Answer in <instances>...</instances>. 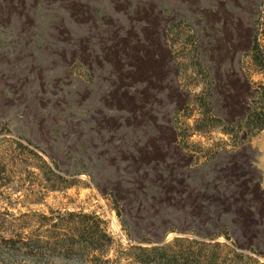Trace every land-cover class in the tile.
<instances>
[{"label":"rangeland","instance_id":"obj_1","mask_svg":"<svg viewBox=\"0 0 264 264\" xmlns=\"http://www.w3.org/2000/svg\"><path fill=\"white\" fill-rule=\"evenodd\" d=\"M262 2L0 0V238L79 212L111 260L169 245L264 264V129L246 124ZM10 256L0 239V264L31 263Z\"/></svg>","mask_w":264,"mask_h":264},{"label":"trees","instance_id":"obj_2","mask_svg":"<svg viewBox=\"0 0 264 264\" xmlns=\"http://www.w3.org/2000/svg\"><path fill=\"white\" fill-rule=\"evenodd\" d=\"M262 3L260 12L252 20L254 30L247 54L257 73L264 78V0ZM246 124L257 130L264 129V82L259 85L246 115ZM13 144L14 148L9 147L8 152L14 155L15 146L21 145ZM27 152L34 162L31 167L38 171L42 181L44 168L49 173L52 172L35 152ZM21 164L25 165V160H22ZM53 176L55 181L51 184V190H57L61 188L58 182L62 180L58 175ZM56 220L58 223H53L41 231L35 230V234L23 233L22 228L16 235L0 238L8 245L11 251L10 258L20 253L31 262L29 264H54L50 262L51 257H54L57 264H108L122 260L131 264H241L243 261L235 251H229L228 254L221 256L216 253L217 249H168L169 245L161 248L154 246L118 249L120 253H116L119 255L111 260L109 254L115 249H101L109 247L112 239L101 227L99 219L85 213L67 212L64 217H58ZM216 244L218 246V243ZM219 250L227 253L226 250L229 249ZM45 257L49 259V263H41Z\"/></svg>","mask_w":264,"mask_h":264}]
</instances>
